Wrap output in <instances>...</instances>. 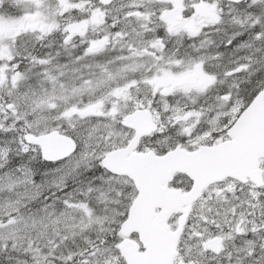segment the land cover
<instances>
[{
    "label": "snow or ice",
    "instance_id": "obj_1",
    "mask_svg": "<svg viewBox=\"0 0 264 264\" xmlns=\"http://www.w3.org/2000/svg\"><path fill=\"white\" fill-rule=\"evenodd\" d=\"M0 264H264V0H0Z\"/></svg>",
    "mask_w": 264,
    "mask_h": 264
}]
</instances>
